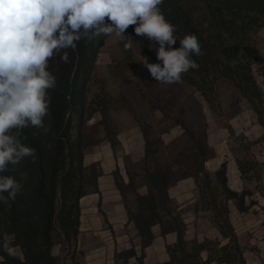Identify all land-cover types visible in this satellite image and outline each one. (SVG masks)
I'll return each instance as SVG.
<instances>
[{
  "label": "trees",
  "instance_id": "16d2710c",
  "mask_svg": "<svg viewBox=\"0 0 264 264\" xmlns=\"http://www.w3.org/2000/svg\"><path fill=\"white\" fill-rule=\"evenodd\" d=\"M187 1L203 6L200 22L186 8ZM159 7L166 20L175 25L177 42L174 48L180 47L179 40L187 34H195L201 44L202 55L191 56L199 67L182 74V81L199 92L209 108L220 115L219 83L229 82L247 102L264 130V88L254 71L256 63H264L258 45V34L264 29V0H164ZM134 27L130 26L126 35L138 43L142 54L151 55L149 45L158 48V44L137 36ZM109 37L82 39L77 42L75 51L61 50L49 60L48 70L57 79L56 87L49 90L50 116L44 121L50 131L25 129L27 139L22 142L35 148V161L27 157L15 168L9 165L10 171L2 173L12 175L21 183L23 193L15 201H9L10 208L0 202V244L6 238L20 251L10 257L0 247V264H62V258L52 253L58 243H62L71 262L79 264V257L83 255L78 249L80 202L91 189L99 193L98 178L103 174L99 163L85 164V152L107 140L116 153L121 146L119 128L110 112L121 108L129 112L141 130L144 156L140 171L127 167L126 179L118 167L112 173L127 211L128 224L134 225L140 238L139 248L132 245L115 251V264H130L132 258L144 264L146 248L154 239L152 228L155 225L160 226L163 236L176 235L175 243L166 245L169 259L163 264H246L229 217V201L238 193L226 186L225 178L221 190L213 185L206 167L212 153L206 126L199 123L196 132L189 135L187 150L190 155L185 170L178 171L172 162L159 161L157 155L163 142L154 137L151 125L134 111L126 94L111 97L103 87L89 98L96 59ZM64 51L69 54V63L61 60ZM258 73L264 79V68ZM136 85L151 111L159 110L166 119L182 125V118L175 109L162 105L141 83ZM97 113L101 115L103 139L93 137L95 125L89 124ZM262 141L264 132L258 141L248 142L244 148L248 150ZM258 168L259 163L252 157L239 163L245 177L254 175L257 178ZM221 172L225 176V164ZM140 174L147 187L145 195L137 191ZM189 177L194 179L199 193L194 209L202 207L211 213L221 239L190 242L186 239L183 210L170 198L169 188ZM131 197H134L136 209L130 206ZM203 252H208L206 259L202 257Z\"/></svg>",
  "mask_w": 264,
  "mask_h": 264
},
{
  "label": "clouds",
  "instance_id": "9594fccd",
  "mask_svg": "<svg viewBox=\"0 0 264 264\" xmlns=\"http://www.w3.org/2000/svg\"><path fill=\"white\" fill-rule=\"evenodd\" d=\"M164 0H0V202L11 207L23 193V185L12 175L9 165H19L27 157L36 158V150L23 140L24 130L50 131L45 117L50 116L49 90L57 79L49 71V60L61 50L77 48V42L99 36L125 37L130 26L137 36L158 44L157 60L141 63L156 82L179 83L182 74L199 65L191 56L202 55L195 34L177 42L175 25L166 20L160 5ZM131 48V40L125 42ZM150 50L153 45H149ZM69 63L67 51L61 55ZM35 134V133H34ZM6 194V195H5ZM8 256L15 248L5 238L0 244Z\"/></svg>",
  "mask_w": 264,
  "mask_h": 264
},
{
  "label": "crops",
  "instance_id": "0c3cea01",
  "mask_svg": "<svg viewBox=\"0 0 264 264\" xmlns=\"http://www.w3.org/2000/svg\"><path fill=\"white\" fill-rule=\"evenodd\" d=\"M260 56L264 59L263 50H260ZM255 65L261 67L263 64ZM257 81L264 88L263 77ZM249 110L252 114V122L247 121L243 125L237 123V126L243 136L251 137L250 142H254L262 137L264 130L257 122L255 113L250 108ZM112 116L119 128L120 148L115 153L110 142L102 140L85 152V164L99 163L103 174L98 178L99 193L91 189L80 202L81 224L78 249L83 250V255L79 264H115L114 253L117 249H127L132 245L139 248L140 244L134 225L128 224L127 211L115 186L112 173L118 167L126 179V168L132 169L141 163L144 156V138L137 124L129 116L118 112H114ZM100 119L101 116L95 121L92 119L89 124H97ZM177 128L174 127L169 131L173 132ZM210 129L211 126L208 129L207 139L212 153L206 162L207 170L211 173L216 188L222 189L225 178L226 186L238 193L237 198L229 201V217L239 244L243 248L246 264H264V141L252 145L250 150H244L240 145L226 143L223 140L227 137L224 130L220 129L214 133L215 130ZM99 131V138L103 139V128L100 127ZM169 131L161 134L166 146L159 150L158 159L161 162L171 160L176 169H184L186 143L181 150H178L174 139L170 138L172 132ZM165 136L169 139H165ZM248 153L254 155L252 158L259 163L257 178L254 175L245 177L239 169V163L247 159ZM223 164H225V176L221 172ZM137 191L140 195L147 193L142 177H139ZM169 196L179 209L183 210L182 215L187 224L186 239L189 242L221 239V234L212 221L211 213L202 207L198 210L194 209L199 193L192 177L172 184L169 188ZM248 199H251V207H248ZM130 206L136 209L134 197H131ZM152 231L154 239L146 248L144 264H163L169 259L166 245L174 244L176 235L175 233L161 235L159 225L153 226ZM15 251L20 254L18 247ZM64 252L62 243L56 244L52 249V253L61 258ZM202 257L206 259L208 252H203ZM62 264L74 263L66 259ZM130 264L138 263L132 258Z\"/></svg>",
  "mask_w": 264,
  "mask_h": 264
},
{
  "label": "rangeland",
  "instance_id": "374dc122",
  "mask_svg": "<svg viewBox=\"0 0 264 264\" xmlns=\"http://www.w3.org/2000/svg\"><path fill=\"white\" fill-rule=\"evenodd\" d=\"M185 6L193 15L195 20L200 22L203 13V6L196 1H187ZM124 35L125 37H117L114 34L111 35L102 47L96 59L93 80L91 82V94L89 98L93 97V95L98 93L103 87L105 88L106 93L111 97L116 98L120 94H126L134 111L144 121L151 125L154 137L162 140L163 145L161 148L166 146L161 137L162 132H167L172 128L174 129V127H178L177 130H174L173 132L171 131L172 134L170 138L172 137L174 139L173 141L176 143L178 150H181L186 143L184 169H176L173 161H167L172 162L174 168L178 171L185 170L186 163L190 155L187 150L189 135L196 132L199 123L206 126L207 136L210 126L211 131L215 130L214 133L218 132L220 129L224 130L223 132L227 134V137L223 140L228 144L237 146L240 145L244 147L246 143L251 141L249 139L251 137L241 136L242 133L239 132V126H237V123L240 125H243L247 121H250L251 123L252 114L249 110L247 102L240 96L232 84L225 80L219 83L218 93L219 101L222 107V114H217L209 108L206 102L203 101L204 99L199 92L195 91L191 86L185 84L182 80L179 83L171 85H163L156 82L150 75L148 69L141 63V56L147 57L149 63H161L157 60L155 47L151 49V55L142 54L138 43L128 37L126 33ZM129 40H131L132 47L125 49L124 44ZM258 45L259 49L264 51V29H262L258 34ZM263 68L264 63L261 67L254 65L255 77L258 80L262 77L258 73V70ZM137 83H141L142 87L150 91L156 100H158L162 105H169L175 109L176 114L182 118V125H176L171 120L166 119L163 113L159 110L151 111L147 107L142 94L136 85ZM114 112L127 115L133 119V117L125 109L121 108L112 110L110 115L115 124L116 120L112 116ZM99 116L101 115L97 113L96 116H94L93 121H95ZM100 121L98 123L96 122L97 124H94L95 127L92 130L94 138H99V128L102 127L100 125ZM165 139L168 140L169 137L165 136ZM250 147L249 150L251 149ZM244 150L246 149L244 148ZM252 156L254 155L248 153L246 157L250 158ZM142 161L136 167L132 168V170L140 171ZM139 177L143 178V176L141 174L138 176V182ZM237 197L238 196L234 198ZM248 203V207H251V199H248ZM81 251L83 252V250ZM70 258V255L65 251L62 257L63 261L66 259L70 260ZM80 258L81 256L79 257V263Z\"/></svg>",
  "mask_w": 264,
  "mask_h": 264
}]
</instances>
